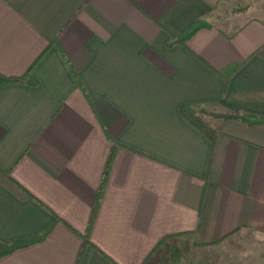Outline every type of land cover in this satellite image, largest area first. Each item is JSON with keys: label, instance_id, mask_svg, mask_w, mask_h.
I'll return each mask as SVG.
<instances>
[{"label": "crops", "instance_id": "0c3cea01", "mask_svg": "<svg viewBox=\"0 0 264 264\" xmlns=\"http://www.w3.org/2000/svg\"><path fill=\"white\" fill-rule=\"evenodd\" d=\"M231 1L0 0V72L35 80L0 85V242L43 236L0 264H151L234 235L264 264V124L219 116L264 117V19L214 24ZM187 105L220 113L215 141Z\"/></svg>", "mask_w": 264, "mask_h": 264}, {"label": "rangeland", "instance_id": "374dc122", "mask_svg": "<svg viewBox=\"0 0 264 264\" xmlns=\"http://www.w3.org/2000/svg\"><path fill=\"white\" fill-rule=\"evenodd\" d=\"M260 7L262 10L264 9V0H233L227 3L221 22L214 20L213 23L223 26L234 23L243 16V19L253 16L264 19L260 13L262 11L259 9ZM240 23L242 22L240 21ZM209 111L207 109V112L203 114L198 110L197 113L213 126L217 120L216 115L220 113ZM222 115L224 114L221 113L219 116ZM252 238V235H243L242 237L234 235L233 238H228L221 244L203 246L195 243L193 238L189 236L169 238L170 240L165 244V249L159 251L157 259L151 264H256V259H244L247 250L251 249Z\"/></svg>", "mask_w": 264, "mask_h": 264}, {"label": "trees", "instance_id": "16d2710c", "mask_svg": "<svg viewBox=\"0 0 264 264\" xmlns=\"http://www.w3.org/2000/svg\"><path fill=\"white\" fill-rule=\"evenodd\" d=\"M213 25L211 23H209L206 20H197L195 21L186 31H184L183 33H181L179 36H177L172 43H182V44H186L188 42L189 39H191V37H193V35H195L199 30L201 29H205V28H212ZM31 69H29V71L23 75V76H9V75H5L3 73L0 72V85H5V84H9V83H17V82H33L35 83V80L33 78H31L30 74ZM183 115L193 124H195L196 126H198L201 130L205 131L210 138L215 141L216 137L218 135V131L217 128L212 127L209 123H207V121L197 113V111L192 107V106H184L183 107ZM221 118H228V119H233V120H237V121H241L244 123H248V124H264V117H256V116H252L249 114H242V113H229V114H224L221 116ZM112 160V154L110 157V162ZM108 170L105 173L104 176V180H103V184L98 192L97 195V199H96V205L99 204L101 198H102V193H103V189H104V185H105V181H106V176H107ZM43 236H39L35 239L29 240V241H24V242H18V243H2L0 242V259L3 258L4 256H7L8 254H10L11 252L15 251L16 249L25 246L28 242H35L38 241L42 238ZM165 240H162L158 245H157V250L162 248L164 246ZM156 250V249H155ZM155 250H153V252L151 253L152 255L149 256V258L147 259L150 260V257L153 256ZM145 261L144 264H147Z\"/></svg>", "mask_w": 264, "mask_h": 264}]
</instances>
